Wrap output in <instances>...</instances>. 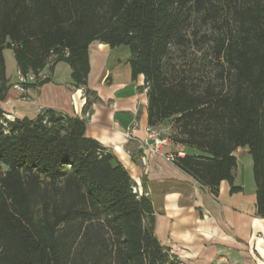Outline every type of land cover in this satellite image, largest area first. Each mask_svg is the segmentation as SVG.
<instances>
[{
  "label": "trees",
  "instance_id": "1",
  "mask_svg": "<svg viewBox=\"0 0 264 264\" xmlns=\"http://www.w3.org/2000/svg\"><path fill=\"white\" fill-rule=\"evenodd\" d=\"M126 46L144 76L148 124L172 118L171 142L191 148L175 165L218 194L233 185L234 151L252 157L264 217V0H0V100L11 49L32 85L67 63L87 105L88 48ZM214 59V79L178 74L176 50ZM25 86H29L25 84ZM54 108L8 119L0 110V264H182L153 231V206L120 161Z\"/></svg>",
  "mask_w": 264,
  "mask_h": 264
},
{
  "label": "crops",
  "instance_id": "2",
  "mask_svg": "<svg viewBox=\"0 0 264 264\" xmlns=\"http://www.w3.org/2000/svg\"><path fill=\"white\" fill-rule=\"evenodd\" d=\"M122 46L89 45L87 86L96 98L90 95L87 105L83 89L72 84L67 63L59 61L52 70L46 65L40 74L48 81L20 91L13 86L15 62L12 74L6 70L10 87L0 110L9 119L33 118L43 108L84 118L86 135L110 151L138 191L150 198L154 234L182 264H264V217L256 213L255 187L249 191L239 179L236 150L233 185L241 189L230 192L231 185L222 180L214 195L165 156L195 150L173 142L152 153L140 146L149 125L147 88L142 74L132 77L130 53Z\"/></svg>",
  "mask_w": 264,
  "mask_h": 264
},
{
  "label": "rangeland",
  "instance_id": "3",
  "mask_svg": "<svg viewBox=\"0 0 264 264\" xmlns=\"http://www.w3.org/2000/svg\"><path fill=\"white\" fill-rule=\"evenodd\" d=\"M124 47V46H122ZM128 52V49L126 47ZM6 70L9 74H12L15 59L13 56V52L10 49H5L4 52ZM172 64L175 67V70L178 74H186L192 72L193 78L201 82L206 79H214V69L216 68L214 59L209 56L207 52H194L191 48H187L183 50H176L172 55ZM22 74H20L19 70L17 72V81L14 83V87L20 91H23V87L25 84L32 85L34 84L36 78L32 73L27 75H23L25 77L24 81L20 80ZM41 74L39 73V76ZM43 78V77H42ZM30 83V84H29ZM8 118V117H7ZM157 127L161 129L162 133L168 136L170 139L175 131V124L172 118H167L162 120L157 124ZM171 142V140H170ZM185 151V149H183ZM247 150V151H246ZM236 155L239 159L238 163V175H240V181L244 184L246 189L249 191L255 187L253 172H252V157L248 153V149L246 146L238 147L236 149Z\"/></svg>",
  "mask_w": 264,
  "mask_h": 264
},
{
  "label": "built area",
  "instance_id": "4",
  "mask_svg": "<svg viewBox=\"0 0 264 264\" xmlns=\"http://www.w3.org/2000/svg\"><path fill=\"white\" fill-rule=\"evenodd\" d=\"M24 79L25 77L21 75L20 80L24 81ZM3 117L7 118L5 114H3ZM146 132V138L141 142L140 146L147 152H159L164 145L170 144V139L168 137L163 136L162 132L157 127L148 125L146 127ZM184 155V150H176L173 153L165 154L166 159L171 162H174L176 157Z\"/></svg>",
  "mask_w": 264,
  "mask_h": 264
}]
</instances>
